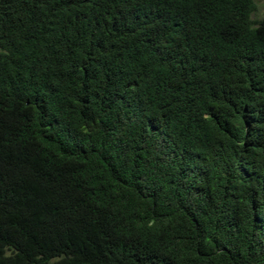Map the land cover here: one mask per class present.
I'll return each mask as SVG.
<instances>
[{"label":"trees","instance_id":"obj_1","mask_svg":"<svg viewBox=\"0 0 264 264\" xmlns=\"http://www.w3.org/2000/svg\"><path fill=\"white\" fill-rule=\"evenodd\" d=\"M255 0H0V264H264Z\"/></svg>","mask_w":264,"mask_h":264},{"label":"rangeland","instance_id":"obj_2","mask_svg":"<svg viewBox=\"0 0 264 264\" xmlns=\"http://www.w3.org/2000/svg\"><path fill=\"white\" fill-rule=\"evenodd\" d=\"M257 4L256 11L252 14L254 21L264 19V0H255Z\"/></svg>","mask_w":264,"mask_h":264}]
</instances>
